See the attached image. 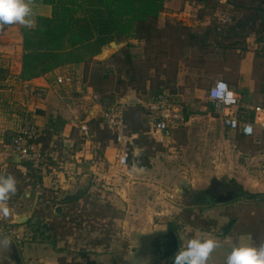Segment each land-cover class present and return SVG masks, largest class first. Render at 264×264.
I'll return each instance as SVG.
<instances>
[{
  "label": "rangeland",
  "instance_id": "1",
  "mask_svg": "<svg viewBox=\"0 0 264 264\" xmlns=\"http://www.w3.org/2000/svg\"><path fill=\"white\" fill-rule=\"evenodd\" d=\"M263 31L264 0H165L159 18L138 39L115 40L118 50L104 56L106 45L99 55L75 65L68 72L70 87L35 94L37 105L52 108L55 119L63 116L86 125L90 133L86 139L81 126V132L74 127L69 135L62 132L42 145L48 167L41 184L25 167L15 165L12 145L6 144L26 117L33 119V107L13 100L14 87L4 89L0 175L11 174L18 183L7 202L11 214L0 220V238L11 241L9 248H0V264H11L14 242L20 247L48 244L50 254L64 264H145L137 256L141 241L169 228L179 248L194 237L219 240L221 247L208 264H225L237 242H264V145L251 139L237 142L207 99L224 59L216 56V49L238 47L242 54ZM6 68L4 76L10 75ZM162 90L184 108L185 120L170 139L138 137L139 170H122L112 138L99 124L101 108L125 99L132 107L129 131L136 125L145 130L146 117L137 104ZM129 153L132 160L133 147ZM225 177L254 198L204 206L186 195L208 190L214 181L226 183ZM185 181L188 189H183ZM77 192L73 201L66 200ZM35 195L39 199L30 222L21 227L9 223L30 209Z\"/></svg>",
  "mask_w": 264,
  "mask_h": 264
},
{
  "label": "trees",
  "instance_id": "2",
  "mask_svg": "<svg viewBox=\"0 0 264 264\" xmlns=\"http://www.w3.org/2000/svg\"><path fill=\"white\" fill-rule=\"evenodd\" d=\"M164 2L165 0H35L37 5L48 6L51 14L37 16L34 28L23 27L21 30L23 56L19 80L27 82L56 71L69 72L75 65L83 64L99 55L102 47L115 40L138 39L139 32L150 30L152 24L159 18ZM263 36L264 31L256 41L257 45L263 41ZM257 50L264 51L259 48ZM5 64V60L0 57V100L3 97L2 91L11 89L14 80L11 73L8 76L3 75L7 70ZM68 75L72 76L70 73ZM37 92L35 90L33 93ZM143 111L147 123L145 130L136 125L132 131H129L126 121L128 132L138 134V137L148 135L150 129L148 112L144 108ZM126 112L128 111L125 110V114ZM37 113L43 112L37 111ZM66 123L61 117L50 118L47 127L41 131L37 143L42 147L46 141L59 136ZM99 124L112 138L111 133L104 127L102 119ZM14 134H11L9 140L6 139V144H11ZM15 165L20 166V164ZM47 165L45 164L40 170L26 163L21 166L41 184ZM61 211L59 210V213Z\"/></svg>",
  "mask_w": 264,
  "mask_h": 264
},
{
  "label": "crops",
  "instance_id": "3",
  "mask_svg": "<svg viewBox=\"0 0 264 264\" xmlns=\"http://www.w3.org/2000/svg\"><path fill=\"white\" fill-rule=\"evenodd\" d=\"M50 14H51V9L48 6L37 5V4L34 5L35 20L36 17L39 15L49 16ZM22 28L23 27L19 25H11V26H7L2 32H0V57L5 59L7 67L9 68L10 73L12 74L14 79L12 87L15 88V92H16L15 95H17V97L13 100L15 102L19 101L22 104H25L26 102L29 108L33 107V110L30 109V111H33L32 122H34L42 131L44 128L47 127L50 118L55 119V116L54 113L52 112V108H47V106L45 105L42 107L38 106L39 104L37 105L36 100L38 96H36L33 92L35 90H37L38 92H43V91L50 92L49 89L54 88V86L62 87L66 89L70 87L71 84L60 85L57 83L58 77H62V78L69 77L67 73L68 71L65 72L56 71L44 77H40L27 82H22L19 80V76L22 71V56H23L22 33H21ZM250 41H252V43L250 44V46H248L246 50H243L242 54H240L241 50L238 47L235 50L233 49L229 50L225 48L216 49V56H222L224 59H222V62L220 63V68L218 70L219 79L214 80L213 83L211 84L212 86L216 81L219 80H223L227 82L241 100V104H240L241 111L251 110L255 106L264 107V51L260 52L257 50V46H256L257 44L255 40L252 39ZM220 51H222V53ZM228 52L234 53L232 57L227 56ZM235 54L237 55V57L235 56ZM210 56L212 57L213 54H210ZM70 69L75 70V66ZM32 96L33 97L35 96L36 98L35 97L32 98ZM124 103H126L127 105L126 110L129 112V110H131L132 107L129 106L130 104H128V102H126L125 99H124ZM137 105H139L142 109L144 108L143 106H141L142 104L141 105L137 104ZM212 110L214 112L213 105H212ZM37 111H42L43 113L40 114L37 113ZM128 112H126V118ZM61 118L67 122L63 130V135L66 134L69 135L74 127L81 132L80 130L81 125L78 126L75 121L68 122V120L63 116H61ZM217 119L220 121L221 126L224 127L221 119L218 116ZM126 121L128 123V118ZM223 129L225 130L226 128L224 127ZM149 131L147 132V134L151 136V134H149ZM226 131L231 132L228 129H226ZM231 134H233V136L237 139V142H244L246 140L251 139L256 141L259 145H264V141L261 137V134L256 135L253 138H246L239 132H231ZM136 135L138 137V134ZM135 144L136 143H134L133 146V152L135 156H139L138 155L139 149L136 147ZM113 151L115 155L114 148ZM23 163L24 162L21 161L20 163H15V164H20L21 166ZM43 174H45L46 176L47 172L45 171L43 172ZM26 224L27 223H25L24 226ZM17 226L21 227L23 225H17ZM13 246L17 248L19 255L21 257L22 264H34L36 262L38 264H64L61 263L58 255L50 254V249L48 248L49 247L48 244H45L44 246L42 244L36 245L33 243H27L24 247H20L16 242H14L11 245V247Z\"/></svg>",
  "mask_w": 264,
  "mask_h": 264
},
{
  "label": "built area",
  "instance_id": "4",
  "mask_svg": "<svg viewBox=\"0 0 264 264\" xmlns=\"http://www.w3.org/2000/svg\"><path fill=\"white\" fill-rule=\"evenodd\" d=\"M228 20H225L227 22ZM257 48L264 49L263 41ZM57 83L67 85L72 83V79L57 78ZM226 85V87H225ZM217 91L215 97L213 90ZM207 98L213 105L215 114L221 119L223 126L231 132H239L246 138H253L261 134L264 141V107L255 106L251 110L241 111V100L233 91L229 84L223 80L216 81L208 90ZM142 104V103H141ZM142 106L148 112L150 125L149 134L155 139H170L173 131L185 120L184 108L175 100L174 96L163 91L151 97ZM126 103L117 102L105 104L101 108V119L104 127L111 133V143L115 150V161L122 170L134 173L139 170L140 161L137 156L131 160L129 148L134 146L136 134L128 132L126 125ZM251 127V133H246L245 128ZM86 139L90 138L89 129L86 125L81 126ZM41 130L31 119H24L12 138V149L15 155L24 163L31 165L36 170H40L45 165V155L41 150V145L37 143Z\"/></svg>",
  "mask_w": 264,
  "mask_h": 264
},
{
  "label": "clouds",
  "instance_id": "5",
  "mask_svg": "<svg viewBox=\"0 0 264 264\" xmlns=\"http://www.w3.org/2000/svg\"><path fill=\"white\" fill-rule=\"evenodd\" d=\"M34 5L35 0H0V32L11 25L34 28ZM216 95L214 89L212 96ZM251 131V127L245 128L246 133ZM17 183L11 174L0 175V219H7L11 214L7 202L17 193ZM10 244L7 237L0 238V248L7 249ZM220 247L221 242L217 239L194 237L179 248L172 261L173 264H208L213 252ZM225 264H264V242L258 245L237 242L226 256Z\"/></svg>",
  "mask_w": 264,
  "mask_h": 264
},
{
  "label": "flooded vegetation",
  "instance_id": "6",
  "mask_svg": "<svg viewBox=\"0 0 264 264\" xmlns=\"http://www.w3.org/2000/svg\"><path fill=\"white\" fill-rule=\"evenodd\" d=\"M224 180H227V182L214 181L208 190L192 191L191 194L187 193L186 195L190 196V199L196 204L204 206L227 204L245 196L247 198H254L252 194L246 193L236 182H230L228 179ZM75 196H67L66 200L69 202L73 201ZM150 239L149 242L145 238L141 241V250H139L137 256L145 264H167L160 261L159 257L162 256L163 252H155Z\"/></svg>",
  "mask_w": 264,
  "mask_h": 264
},
{
  "label": "water",
  "instance_id": "7",
  "mask_svg": "<svg viewBox=\"0 0 264 264\" xmlns=\"http://www.w3.org/2000/svg\"><path fill=\"white\" fill-rule=\"evenodd\" d=\"M119 47L120 45H118L116 42L113 41L104 48L103 55L108 56L110 54V50L113 49L118 50ZM15 159H16V163L21 162L18 156H16ZM225 179H227V177H225ZM235 181H236L235 179H230V182H235ZM188 187H189L188 181H185L183 183V189H188ZM181 191L183 192V190ZM79 195L80 193L77 192L76 196L73 199L77 198ZM252 196L254 197V195ZM37 201H38V195H35V197L32 200L30 209L27 212L14 215L13 219L9 223L15 225H24L25 223H27L32 218ZM145 239H147L148 242L150 239V243L153 244L155 252H163L162 256L159 257L160 261H162L163 263H170L172 261V257H174V255L179 250V240L173 228H169L166 232L157 233L145 237ZM11 249L12 251L9 257L11 264H22L21 257L19 255L17 248L13 246L11 247Z\"/></svg>",
  "mask_w": 264,
  "mask_h": 264
}]
</instances>
